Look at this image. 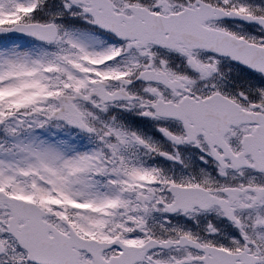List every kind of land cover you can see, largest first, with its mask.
<instances>
[{
  "label": "snow or ice",
  "instance_id": "snow-or-ice-1",
  "mask_svg": "<svg viewBox=\"0 0 264 264\" xmlns=\"http://www.w3.org/2000/svg\"><path fill=\"white\" fill-rule=\"evenodd\" d=\"M0 264H264V0H0Z\"/></svg>",
  "mask_w": 264,
  "mask_h": 264
}]
</instances>
